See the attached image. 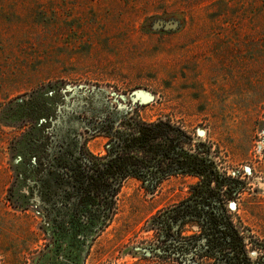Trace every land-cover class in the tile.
Segmentation results:
<instances>
[{
	"label": "rangeland",
	"instance_id": "374dc122",
	"mask_svg": "<svg viewBox=\"0 0 264 264\" xmlns=\"http://www.w3.org/2000/svg\"><path fill=\"white\" fill-rule=\"evenodd\" d=\"M37 89L51 111L110 106L184 125L244 185L226 203L264 245V0H0V264H177L154 251L150 221L188 194L190 176L154 190L129 179L111 223L66 251L13 170L27 129L17 99ZM105 142L87 146L104 153Z\"/></svg>",
	"mask_w": 264,
	"mask_h": 264
},
{
	"label": "trees",
	"instance_id": "16d2710c",
	"mask_svg": "<svg viewBox=\"0 0 264 264\" xmlns=\"http://www.w3.org/2000/svg\"><path fill=\"white\" fill-rule=\"evenodd\" d=\"M37 91L17 99L22 109L17 127L27 129L12 142V149L20 151L13 170L21 181L26 179L29 195L41 204L67 252L79 255L111 223L118 194L129 179L154 190L171 177L190 176L196 181L188 194L151 218L159 258L177 264H264V245L236 221L226 203L244 185L231 184L211 147L184 125L110 106L51 111ZM96 136L106 138L104 153L87 146ZM250 249L257 251L255 259Z\"/></svg>",
	"mask_w": 264,
	"mask_h": 264
},
{
	"label": "water",
	"instance_id": "95a60500",
	"mask_svg": "<svg viewBox=\"0 0 264 264\" xmlns=\"http://www.w3.org/2000/svg\"><path fill=\"white\" fill-rule=\"evenodd\" d=\"M160 25L164 26L166 29L174 28L176 26L172 21H170L169 23H167V21H162Z\"/></svg>",
	"mask_w": 264,
	"mask_h": 264
}]
</instances>
